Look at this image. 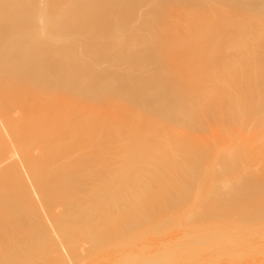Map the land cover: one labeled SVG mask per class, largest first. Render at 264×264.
<instances>
[{"label":"bare ground","instance_id":"obj_1","mask_svg":"<svg viewBox=\"0 0 264 264\" xmlns=\"http://www.w3.org/2000/svg\"><path fill=\"white\" fill-rule=\"evenodd\" d=\"M0 264H264V0H0Z\"/></svg>","mask_w":264,"mask_h":264},{"label":"rangeland","instance_id":"obj_2","mask_svg":"<svg viewBox=\"0 0 264 264\" xmlns=\"http://www.w3.org/2000/svg\"><path fill=\"white\" fill-rule=\"evenodd\" d=\"M211 7V6H210Z\"/></svg>","mask_w":264,"mask_h":264}]
</instances>
